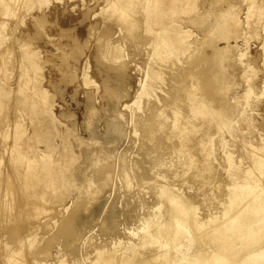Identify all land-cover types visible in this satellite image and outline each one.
<instances>
[{
	"label": "rangeland",
	"instance_id": "rangeland-1",
	"mask_svg": "<svg viewBox=\"0 0 264 264\" xmlns=\"http://www.w3.org/2000/svg\"><path fill=\"white\" fill-rule=\"evenodd\" d=\"M23 1L15 0V4L22 3L7 18L2 11L8 10L0 8V20L8 22L0 26V53L11 51L0 58V194L4 188L14 193L6 195L7 199L0 198V208H4L0 212V264L6 262L3 257L12 250L18 251L15 257L19 256V261L30 262L32 254L42 248L50 255L56 247L61 254L72 258L86 252L88 246H107L113 241L121 245L134 242L147 232V224L153 217L168 219L167 205L163 206L156 192L162 187L178 189L182 197L192 200L194 203L189 200L190 203L198 207V219L219 213L221 201L227 199L230 181L225 171V154L230 155L233 163H238L233 170L241 172V162L247 158L246 149H252L258 142L264 144V12L257 22L255 12L249 14V18L244 14L246 5H250L246 0H188L193 4L191 12L178 16L181 27H188L191 45L181 58L183 66L189 62L190 53L193 58L198 54L202 89L213 97V107L233 110L231 116L236 118L228 132H217L211 127L212 138L208 145L203 138L202 148L207 146L212 157L209 174H202V178L196 175L202 154L196 145L192 143L193 147L189 148L192 155L188 151L196 160L195 166L186 170L184 161L171 152L170 146L175 141H167L164 132L159 146L146 142L142 122L132 120L136 116L143 120L153 118L152 128H156L163 118L172 115L176 103L183 106V99L177 98L186 91L181 89L186 77L185 70H181L183 66L165 73L164 83L153 97L140 101L141 110L135 106L125 109L123 105L132 103L139 81L148 68L145 45L148 37L141 32L143 30L138 29L140 39L124 41L122 34L115 32L117 24L109 18L110 13L103 11V0L100 4L90 0ZM232 20L238 21L234 32L228 29ZM102 36H108L109 46L113 43L120 46L124 63L121 68L112 66L108 58L97 57V42ZM216 49H222L218 56H214ZM31 50L38 65L26 74ZM211 72L218 80L214 79L216 83L210 78ZM22 74L23 80L20 79ZM83 74L88 84H84ZM27 79L33 82L25 85ZM226 80L229 89L222 93ZM38 87L48 98L41 107L40 104L36 107L43 114L40 111L38 121L42 142L35 143L30 114L22 109L25 103L19 104ZM248 88L250 93L246 97ZM181 110L186 113L185 109ZM236 110L239 112L235 113ZM16 123L23 132L22 138L15 134ZM14 146L29 158L35 151L47 147L52 148L48 155L51 158L66 156L60 161L63 164L56 166L63 177L60 186L56 191H45L43 198L47 203L34 200L36 192L20 191V181L18 184L14 181L15 186L3 181L7 171H12L6 163L13 153L7 150ZM64 146L68 147L65 151ZM70 150L74 156L71 161ZM7 153L10 154L7 156ZM3 182L4 188L1 187ZM4 203L7 205L3 206ZM35 203L48 211L36 212ZM44 218H50L51 227L43 225V231L39 228L35 238L27 241L28 244L22 242L21 247V237L27 228ZM72 218L71 226L62 225ZM132 234L135 237H131Z\"/></svg>",
	"mask_w": 264,
	"mask_h": 264
},
{
	"label": "bare ground",
	"instance_id": "bare-ground-1",
	"mask_svg": "<svg viewBox=\"0 0 264 264\" xmlns=\"http://www.w3.org/2000/svg\"><path fill=\"white\" fill-rule=\"evenodd\" d=\"M27 1L28 0H24L23 2L27 3ZM246 1H248L247 3L250 5H246L247 3L244 4L247 6L244 14L247 13L249 18V16L253 14L252 12H255V20L257 19L258 22L264 12V0ZM89 2H94V4H100L101 2L104 3L105 7L103 8V11L107 10L110 13L109 18H113L115 24H117L115 32L118 30V33L122 34L124 41H132L131 39L135 41L140 39L137 37L138 29H142L143 31L141 32H144V35L148 37L145 44L148 49L146 52L148 53V68L144 72L143 78L139 81V86L134 93L132 103L130 105H123L125 109L135 106L137 110H141L139 107L140 101L142 99H151L153 97L155 90L164 83L165 73L169 70H174L178 66H183L184 62L181 61V58L189 52L191 45L188 40V27L187 25L183 28L181 27L179 17L181 14L191 12L193 4L188 0H103L101 2L100 0H90ZM21 3L17 2L15 4V0H0V5H2L0 8H2V10H8L2 11V15L6 18L9 17L11 12L16 11ZM243 12L244 11H242V13ZM230 17L232 16L230 15ZM232 21L231 28H228L229 31H235V28L238 26L237 20ZM188 22L189 21H187V23ZM7 23L8 22L0 20V26H5ZM260 31H262V29ZM107 39L108 36L107 38H103L102 36V39L98 40L97 57H99V59L108 58V61L112 66L121 68L124 64L121 48L116 43L109 46L106 42ZM135 45H137V43ZM262 47H264V44ZM221 51L222 49H216L214 56L220 55ZM6 52L7 53L5 54L0 53V58L10 54L11 51L6 50ZM30 53L29 58L31 61H29L25 67L26 74L30 72L31 68H37L38 65V61L35 57L31 56L35 53H33L32 50ZM189 57V62L185 63L186 65L181 68V70H185L186 76L184 81L185 85L182 84L181 86L184 87H181V89H186V91L182 95L177 96V98L183 99L181 101L183 106L180 107L178 106L179 103H176L177 109L176 107L172 109V115L163 118L156 128H152L153 118H145L143 120L141 116H136L132 118V120L135 123L142 122L141 127L144 129L146 142L157 144L159 146L164 132L167 141H175V144L173 143L172 146H170V149L172 147L171 152L178 157V160L180 159L184 161V169L186 170L195 166L196 160H193L192 157H190L192 151L190 150V153L189 148L196 145V148L200 149L199 152L202 153L200 160L202 165H199V172H197L199 174L196 175L204 178L202 174H209L208 172L211 169L212 153L207 146L205 149L202 148L203 138H206L204 144L208 145L212 138V136H210L212 134L210 130L211 127H214V130L217 132H228L232 124L236 121V118L231 116L233 110L229 109L230 111H226V108L221 107L219 109L218 107H213V97L202 89V84H200L202 78L200 79L198 70V54L195 56L197 58H193V54L191 53L189 54ZM22 77L23 74L20 76V79H22ZM82 78H84V84L89 83L85 74L82 75ZM210 78L214 83L218 81L212 75V72ZM214 79L216 81H214ZM224 79L225 77L223 76V82ZM222 80H219V82H222ZM31 82H33L32 79H27L25 85L27 83L31 84ZM189 84L191 85L189 86ZM250 88L246 91V97L249 96ZM227 89H229V84L226 80V85L223 86L222 93ZM27 98V100L20 102L19 105L22 106V104L25 103L22 109L28 111L30 114V118L32 119L31 123L34 126L33 138L35 143H39L42 142L40 134L41 127L38 122L40 120L41 110L37 111L36 107L39 104L41 107L42 103L47 100L48 95L44 90L38 87L35 91H32V94ZM182 108L186 110V113L182 112ZM236 112L238 113L239 111L236 110L235 113ZM41 113L43 114V111H41ZM17 124L18 123L14 126V128H16L15 134L19 138H22L23 132ZM139 124L140 123H138V125ZM170 143L171 142H169V144ZM248 145H252V143H249ZM15 146L13 149L11 148L12 146L7 147L11 148V150L7 151L13 153V155H10L8 162L6 163V165L9 164V167L11 166L10 168L12 171L9 173L6 169L7 175L6 177L4 176L5 180L2 178L3 176L1 178L7 183H13L14 181L16 183L17 181H20L22 183V190L20 191H29L32 194L36 192L37 194L35 193L34 198H36L34 200L37 199L38 202L47 203V200H45L46 198H43L45 191H56V187L60 186L59 182L63 177L60 175V172H58L59 170L56 166L58 164L61 166L63 163H60V161L66 156L62 157L60 155L61 157L58 159L51 158L48 155L50 151L52 152V148L47 147L46 150L35 151L34 156L29 158L22 150L16 149L17 147ZM251 147L252 149H246L245 157L247 158L244 159L245 162L243 160L241 162V172L233 170V167L235 170L237 169L238 163H233L230 155H227V153L225 154L227 164L225 171L230 181L227 185L228 193L225 195L227 199L225 198V202L221 201L223 205H221L222 207L220 210L218 209L219 213L216 212L215 216L213 214L208 216L209 214L206 212V217L208 216L207 218L203 217V220L198 219L196 212L198 207L196 206V209L195 205L190 203V201L194 203L192 200L189 199V201L186 196L182 197L178 193V189L171 188V186L167 188L162 187L160 189L158 188L159 190L156 189V192L163 202V206L167 205V207L165 206L167 208V213H165L166 211L163 212L168 214V219L165 218V220H161V217H158V215L153 217V220L149 221L147 224L148 227L146 226L147 232L139 235L140 237L138 236V240L135 238V241L133 240L134 242H129L128 244L126 242L125 245H121L120 242L117 244L116 241H113L112 243H107L109 246H105L106 244L103 246L99 244V247H97L96 244V246H88L87 242L85 245L89 248L84 246L88 248L87 251L85 250L86 252L79 253V256L72 258L64 255V253L61 254L56 247L50 254L51 257H49V252L47 253L43 250L44 248H42L40 251H36L35 255L31 253L32 260L30 262H28L29 260L27 259L23 260H26L27 263L22 260V262L19 261V256L15 257V254H17L18 251L16 252L12 250L10 253L7 252L8 254H5L3 259H5L6 262H3L6 264H264V144L258 142L256 146L253 144ZM67 148L68 147L64 146V151ZM66 152L63 153L66 154ZM69 152V159L71 161L74 156L71 150ZM9 154L7 153V156ZM198 162L199 161H197V163ZM6 171L3 174H5ZM205 180L206 178L204 181ZM2 185L3 186L1 187L4 188V182ZM14 189L16 188L14 187ZM7 190V188H4V191L1 189L0 198L1 196L6 198L9 194L11 195L12 192H9L11 189ZM17 190L18 189H16V191ZM2 192L4 193L2 194ZM13 194L14 193H12V195ZM9 199L12 198L9 197ZM32 202L33 201H30V203ZM9 204H11V202ZM2 205L4 206L7 204L4 203ZM37 205L39 204H34L36 212H38L37 210L42 212L44 207H39L41 204L39 206ZM2 210H4V208ZM2 210L0 212H2ZM11 211L9 212L11 213ZM47 211L48 210H44L43 213ZM162 214L163 213H161L160 216ZM164 215L163 217H165ZM155 218H157V220H155ZM49 219L44 218L43 221H36L28 227L24 232L25 235L22 234L24 236H20V243L26 242V244H28L27 241L29 242V240L35 238L37 231L40 230L39 228L43 231V225L47 228L51 227L50 222H48L50 221ZM72 220L73 218L68 222H63L62 225L71 226ZM46 227L45 229H47ZM88 232H90V230ZM132 235L131 237H135ZM32 241L30 244H32ZM0 243L2 244L1 240ZM23 244L24 243H22L21 247ZM111 244L112 246H110ZM3 245L7 246L6 244ZM26 246L29 247L30 245ZM20 251H22L21 248ZM25 254L22 255L25 257ZM2 255H4V252Z\"/></svg>",
	"mask_w": 264,
	"mask_h": 264
}]
</instances>
